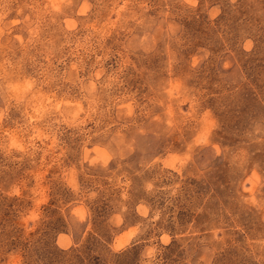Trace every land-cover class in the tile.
<instances>
[{"label":"rangeland","instance_id":"374dc122","mask_svg":"<svg viewBox=\"0 0 264 264\" xmlns=\"http://www.w3.org/2000/svg\"><path fill=\"white\" fill-rule=\"evenodd\" d=\"M85 2L90 10L77 15ZM26 4L32 0H0V40L15 35L26 38L28 30L40 33L43 25ZM121 6L119 27L111 30L106 41L109 59L104 68H117L115 53L122 50L130 29L139 39L159 27L158 43L152 51L130 57L135 69H125L119 77L122 86L108 90L98 111L107 108L114 115L108 98L129 97L136 125H148L153 115L164 119L169 108L175 114L179 100L186 98L194 102L197 119L209 113L207 144L193 150L192 162L180 175L158 167L145 170L141 165L164 149L184 152L194 135L191 121L177 125L179 131L170 138L163 124L148 125L155 134L140 138L146 145L142 153L113 161L107 170L85 166L81 198L93 191L97 195L84 199L89 212L84 224H74L65 209L73 195L49 180L50 200L42 206V217L31 232L21 222L31 202L4 194L14 183L30 180L24 175L30 165L0 158V264H7L9 254L17 255L21 264H148L142 253L149 247L156 249L151 264H264V186L254 190L257 206L245 202L249 194L244 191L253 167L264 185V0H198L195 9L179 0H71L55 23L45 18L47 35L42 38L51 40L53 48L61 42L75 47L92 27L99 29L116 20ZM214 8L219 13L215 18ZM26 16V24L15 23ZM67 20L76 28L61 33ZM165 44L173 53L170 73ZM61 91H68L67 86ZM188 107L184 103L182 110L187 112ZM63 141L69 150L64 163L76 162L79 141L67 136ZM241 151L246 152L245 163H232ZM149 182L151 190L146 187ZM28 195L22 192V197ZM138 206L147 209L146 218L138 215ZM117 214L123 220L118 229L109 223ZM137 223L141 233L113 252L114 238ZM164 234L171 239L167 246L160 241Z\"/></svg>","mask_w":264,"mask_h":264},{"label":"clouds","instance_id":"9594fccd","mask_svg":"<svg viewBox=\"0 0 264 264\" xmlns=\"http://www.w3.org/2000/svg\"><path fill=\"white\" fill-rule=\"evenodd\" d=\"M179 2L195 9L198 0ZM70 3L71 0H32L31 5L26 4L24 7L28 8L43 25L40 33L28 30L26 38L15 35L10 39L0 40V158H7L16 164L27 161L30 165L24 173L30 180L22 179L14 183L4 194L9 198H24L31 202V207L26 209L27 214L21 216V222L29 232L37 226L42 217V206L47 205L50 200L49 180L56 181L73 195L65 209L68 210V216L74 224H84L89 216L84 199L91 200L97 195L93 191L87 197L81 198V177L85 166L89 169L107 170L113 161L122 162L135 155L137 151L142 153L146 145H143L140 138L147 137L150 133L155 134L148 125L163 124L170 138L175 131H179L177 125L192 122L194 135L186 144L184 152L164 149L160 154L154 155L150 162L141 165L145 170L158 167L161 172L177 175L192 162L193 150L206 146L207 137L211 132V125L207 123L209 113L206 111L197 119L194 102L186 98L179 100L180 107L175 114L169 108L164 119L160 115H153L148 125H136L137 114L129 97L108 98L114 115L107 108L98 111L101 99L107 96L108 90L116 91L122 86L119 77L123 75L125 69L128 67L135 69L130 57L138 52L147 53L153 50L158 43L157 35L160 29L157 27L151 36L142 35L139 39L131 35L135 29H130L129 36L125 37L120 45L122 50L115 53L119 58L117 68L106 70L103 66L109 59L106 41L112 35L111 30L119 27L118 21L121 20L119 12L124 11V7L117 9L116 20L110 19L99 29L92 27L82 43L77 41L76 46L71 47L61 42L53 48L51 40L42 38L47 35L48 23L45 18L55 23L56 18L63 14V9ZM141 7L143 8V5ZM89 10L90 6L85 2L77 15H86ZM218 14L215 8L211 12L213 18ZM131 19L134 20L135 16ZM27 21L26 16L24 21L15 23L26 24ZM64 23L65 28L60 29L61 33L76 28L72 20ZM7 28L6 25L5 32ZM110 47L111 45L108 46ZM247 50H250V46ZM165 54L170 73L173 53L168 51L167 44ZM191 66L195 68L196 63ZM66 86L68 91L62 92ZM184 103H188L187 112L182 110ZM196 125L205 126L197 128ZM65 136L79 141L80 153L74 163H64L69 155L68 147L63 141ZM255 142L260 143L259 140ZM219 154L217 149V155ZM245 158L246 152L241 151L238 156L233 157L232 163L239 161V164L243 165ZM54 168L56 171L53 173ZM29 183L31 187H28ZM245 183L249 186L244 189L249 194L245 202L257 206L253 193L258 185H264H261V178L254 167L247 174ZM124 186L127 187V182ZM146 187L151 190L153 183H147ZM25 191L29 195L22 197V192ZM137 212L140 217H147V209L143 206H138ZM109 223L118 229L123 220L117 214ZM29 224L32 226L27 227ZM90 228L89 224L87 230ZM140 233L141 224L137 223L116 236L110 248L113 252H119ZM160 241L164 246L171 243L167 234L162 235ZM148 243L151 244L152 239H149ZM155 252L154 247L146 248L142 257L151 264ZM200 260H204V257L201 256ZM7 264H21V260L17 255L9 254ZM205 264L210 262L205 261Z\"/></svg>","mask_w":264,"mask_h":264}]
</instances>
